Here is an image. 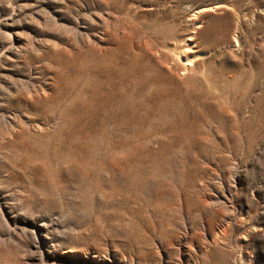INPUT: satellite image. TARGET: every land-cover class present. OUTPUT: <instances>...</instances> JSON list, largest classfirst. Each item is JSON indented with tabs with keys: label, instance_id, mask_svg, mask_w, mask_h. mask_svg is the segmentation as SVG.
<instances>
[{
	"label": "rangeland",
	"instance_id": "1",
	"mask_svg": "<svg viewBox=\"0 0 264 264\" xmlns=\"http://www.w3.org/2000/svg\"><path fill=\"white\" fill-rule=\"evenodd\" d=\"M0 264H264V0H0Z\"/></svg>",
	"mask_w": 264,
	"mask_h": 264
},
{
	"label": "bare ground",
	"instance_id": "2",
	"mask_svg": "<svg viewBox=\"0 0 264 264\" xmlns=\"http://www.w3.org/2000/svg\"><path fill=\"white\" fill-rule=\"evenodd\" d=\"M191 37H192V36H191ZM185 51H186V50H185ZM187 51H188V50H187ZM183 52H184V51H183ZM186 54H187V53H186ZM186 54H184V55H186ZM186 56H187V55H186ZM187 57H188V56H187ZM187 57H186V62H187L186 64L189 65V64H191V59H190V58H187ZM192 60H193V59H192ZM192 62H193V61H192Z\"/></svg>",
	"mask_w": 264,
	"mask_h": 264
}]
</instances>
